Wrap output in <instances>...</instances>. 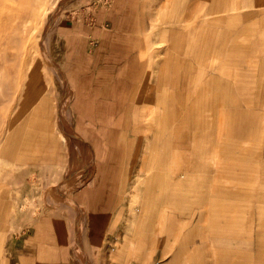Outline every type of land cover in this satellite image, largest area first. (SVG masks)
<instances>
[{
  "label": "rangeland",
  "instance_id": "374dc122",
  "mask_svg": "<svg viewBox=\"0 0 264 264\" xmlns=\"http://www.w3.org/2000/svg\"><path fill=\"white\" fill-rule=\"evenodd\" d=\"M65 242L264 264V0H0V264Z\"/></svg>",
  "mask_w": 264,
  "mask_h": 264
},
{
  "label": "crops",
  "instance_id": "0c3cea01",
  "mask_svg": "<svg viewBox=\"0 0 264 264\" xmlns=\"http://www.w3.org/2000/svg\"><path fill=\"white\" fill-rule=\"evenodd\" d=\"M71 250L69 243L65 242V264H74V254Z\"/></svg>",
  "mask_w": 264,
  "mask_h": 264
},
{
  "label": "bare ground",
  "instance_id": "6f19581e",
  "mask_svg": "<svg viewBox=\"0 0 264 264\" xmlns=\"http://www.w3.org/2000/svg\"><path fill=\"white\" fill-rule=\"evenodd\" d=\"M31 99V98H30ZM36 110V109H35ZM44 111V110H43ZM35 112V111H34ZM34 137V136H33ZM40 138V137H39ZM179 138V137H178ZM31 143V142H30ZM31 147V146H30ZM29 147V148H30ZM30 152V151H29ZM23 154V153H22ZM32 164V163H31ZM210 168V167H209ZM3 176V175H2ZM190 188V187H189ZM205 189V188H204ZM234 211V210H233ZM236 211V210H235ZM5 213V212H4ZM15 214V213H14ZM7 217V216H6Z\"/></svg>",
  "mask_w": 264,
  "mask_h": 264
}]
</instances>
